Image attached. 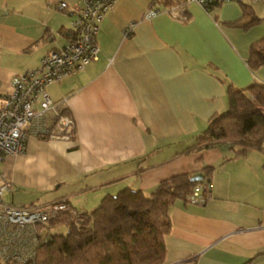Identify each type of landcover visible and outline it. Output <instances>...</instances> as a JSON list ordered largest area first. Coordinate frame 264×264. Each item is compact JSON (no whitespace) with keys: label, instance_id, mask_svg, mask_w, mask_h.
<instances>
[{"label":"crops","instance_id":"obj_1","mask_svg":"<svg viewBox=\"0 0 264 264\" xmlns=\"http://www.w3.org/2000/svg\"><path fill=\"white\" fill-rule=\"evenodd\" d=\"M179 1L155 3L160 12L151 18L145 14L153 0L116 1L99 24L98 58L46 87L74 120L70 137L28 135L22 153L0 159V181L10 182L11 196L30 192L32 200L48 196L43 203L63 200L89 212L106 194L131 188L147 196L163 179L212 166L204 204L171 205L161 264H264V143L239 156L227 143L185 151L210 117L228 108L229 86L264 84V66L250 70L246 62L252 41L246 34L257 24L232 26L249 20L242 4L264 14L243 0L210 10L188 3L180 20L167 13ZM83 5L0 0V49L27 58L0 77V89L67 43L64 33Z\"/></svg>","mask_w":264,"mask_h":264},{"label":"trees","instance_id":"obj_2","mask_svg":"<svg viewBox=\"0 0 264 264\" xmlns=\"http://www.w3.org/2000/svg\"><path fill=\"white\" fill-rule=\"evenodd\" d=\"M160 1L153 0L150 8ZM222 2L214 0L210 9ZM241 9L249 20L235 21L232 26L248 29L264 21L255 16L249 5L242 4ZM64 34L69 39L74 33L69 29ZM246 62L250 70L264 66V37L250 43ZM227 99L228 108L213 114L195 143L185 151L227 143L239 156L264 143V84L252 82L244 89L229 86ZM212 171V166L204 167L203 179L199 181L191 180L193 173L170 176L156 184L147 196L131 188L106 194L89 212L77 211L62 200L66 209L45 224L47 238L37 245L34 258L27 264H161L164 236L171 227V205L176 200L187 201L198 183L204 190L209 189ZM60 225L65 227L64 232L51 230Z\"/></svg>","mask_w":264,"mask_h":264},{"label":"built area","instance_id":"obj_3","mask_svg":"<svg viewBox=\"0 0 264 264\" xmlns=\"http://www.w3.org/2000/svg\"><path fill=\"white\" fill-rule=\"evenodd\" d=\"M116 1L84 0V5L71 21L74 34L67 43L46 51L37 68L11 77L10 91L0 93V159L22 153L28 135L49 139L70 137L74 120L62 113L63 100L52 101L46 87L82 71L90 61L98 58L100 48L96 35L99 24ZM213 1L183 0L169 8L167 13L175 19L184 20L186 17L181 12L184 4L196 3L210 10ZM59 8H66V3H59ZM159 12V9L150 8L145 18ZM10 187V182L0 181V263L27 264L34 258L37 245L47 238L45 224L64 211L66 206L62 200L30 205L6 203L2 194ZM210 197L211 191L204 190L203 185L198 183L187 196V202L204 204Z\"/></svg>","mask_w":264,"mask_h":264},{"label":"rangeland","instance_id":"obj_4","mask_svg":"<svg viewBox=\"0 0 264 264\" xmlns=\"http://www.w3.org/2000/svg\"><path fill=\"white\" fill-rule=\"evenodd\" d=\"M243 1L251 3V5L254 8L255 13L257 12L259 14H264V2H251L250 0H243ZM246 35L251 36L250 38H252V41H250V42H253L255 40H259L261 37H264V24H257L255 26H253L247 32ZM25 59H27V58L24 57V59H23L21 57H14V55H11V54H6V53H4V50L1 51V49H0V77L4 73L7 72V69L9 67L22 68L23 66H21V65L23 64V61ZM26 62L29 63L30 61L27 60ZM39 64H40L39 62L37 64L34 63L33 66L28 67L29 69H27V70L35 69L39 66ZM24 71H26V70H24ZM21 72H23V71H21ZM18 73H20V72H18ZM10 81H11V78H9L7 82H4L5 83L4 87L1 86V89H0L1 94H6L10 91ZM17 195L11 196L10 192L5 191L2 195V198H3L4 202H7V203H9L13 199H14V201H16V200H18V198H20L24 204H28L30 202H35L36 204H40V203L45 202V199L49 198L48 196L38 195L37 199L32 200L31 197L34 194H32L30 192L22 193V194H20V195H22L20 197H16ZM51 230L53 232H64L65 227L63 225H60V226H57Z\"/></svg>","mask_w":264,"mask_h":264},{"label":"water","instance_id":"obj_5","mask_svg":"<svg viewBox=\"0 0 264 264\" xmlns=\"http://www.w3.org/2000/svg\"><path fill=\"white\" fill-rule=\"evenodd\" d=\"M203 179V175L202 173H197L196 175H194L191 180L193 181H199V180H202Z\"/></svg>","mask_w":264,"mask_h":264}]
</instances>
